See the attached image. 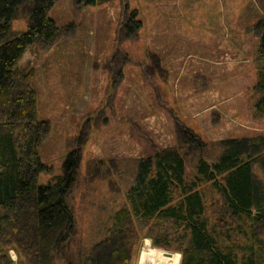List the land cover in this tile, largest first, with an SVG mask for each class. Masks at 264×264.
<instances>
[{
  "label": "rangeland",
  "instance_id": "374dc122",
  "mask_svg": "<svg viewBox=\"0 0 264 264\" xmlns=\"http://www.w3.org/2000/svg\"><path fill=\"white\" fill-rule=\"evenodd\" d=\"M262 8L264 0L55 2L49 15L59 32L48 45L33 43L18 66L33 70L36 120L49 122L38 149L46 167L38 183L61 175L68 154L75 153L76 182L67 199L75 245L89 246L106 235L138 159L184 145L186 165L194 166L197 157L186 149L184 130L207 144V160L223 139L264 135L253 90V25ZM133 10L141 26L129 37ZM27 28L20 11L10 33ZM208 209L224 211L215 202ZM254 230L264 238V223ZM163 250L143 236L130 264L160 263Z\"/></svg>",
  "mask_w": 264,
  "mask_h": 264
},
{
  "label": "trees",
  "instance_id": "16d2710c",
  "mask_svg": "<svg viewBox=\"0 0 264 264\" xmlns=\"http://www.w3.org/2000/svg\"><path fill=\"white\" fill-rule=\"evenodd\" d=\"M56 1L0 0V264H130L143 236L153 247L179 253V264H264V238L254 230L264 223V135L223 139L207 160V144L184 130L194 166L186 165L184 145L138 159L106 235L89 246L73 243L75 217L67 199L76 182L75 153L61 175L38 183L46 168L38 149L49 122L36 120L33 70L18 66L33 43L48 45L59 32L49 15ZM20 11L28 28L12 35ZM136 15L133 10L127 19L129 37L141 26ZM257 15L254 110L264 115V8ZM210 202L224 211L208 212Z\"/></svg>",
  "mask_w": 264,
  "mask_h": 264
},
{
  "label": "bare ground",
  "instance_id": "6f19581e",
  "mask_svg": "<svg viewBox=\"0 0 264 264\" xmlns=\"http://www.w3.org/2000/svg\"><path fill=\"white\" fill-rule=\"evenodd\" d=\"M10 26H11V24H10ZM147 243V242H146ZM145 247H147V244L145 245ZM168 258H170L169 259V262L171 263V264H178V262H179V255H177V254H170L169 256H168ZM168 259H165L164 261H167Z\"/></svg>",
  "mask_w": 264,
  "mask_h": 264
},
{
  "label": "built area",
  "instance_id": "2783aa9c",
  "mask_svg": "<svg viewBox=\"0 0 264 264\" xmlns=\"http://www.w3.org/2000/svg\"><path fill=\"white\" fill-rule=\"evenodd\" d=\"M164 253H165V252L163 251V252H162V258H161L160 263H155L154 261H150V262H144L143 264H171V263L169 262V259H170V258H168V256L165 258V259H168L167 261H164L165 259L163 260V257H164V255H165Z\"/></svg>",
  "mask_w": 264,
  "mask_h": 264
},
{
  "label": "water",
  "instance_id": "95a60500",
  "mask_svg": "<svg viewBox=\"0 0 264 264\" xmlns=\"http://www.w3.org/2000/svg\"><path fill=\"white\" fill-rule=\"evenodd\" d=\"M166 255H168V254H166Z\"/></svg>",
  "mask_w": 264,
  "mask_h": 264
}]
</instances>
